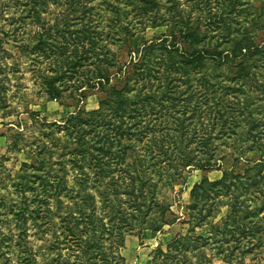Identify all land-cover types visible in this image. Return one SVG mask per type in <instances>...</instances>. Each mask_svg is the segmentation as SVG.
<instances>
[{
  "label": "rangeland",
  "instance_id": "rangeland-1",
  "mask_svg": "<svg viewBox=\"0 0 264 264\" xmlns=\"http://www.w3.org/2000/svg\"><path fill=\"white\" fill-rule=\"evenodd\" d=\"M0 264H264V0H0Z\"/></svg>",
  "mask_w": 264,
  "mask_h": 264
},
{
  "label": "crops",
  "instance_id": "crops-1",
  "mask_svg": "<svg viewBox=\"0 0 264 264\" xmlns=\"http://www.w3.org/2000/svg\"><path fill=\"white\" fill-rule=\"evenodd\" d=\"M154 234L155 233H150V232L143 233L141 240L145 239V240L150 241L151 243H154L156 241V237L154 236ZM136 241H139V239H137ZM132 243H134V242H132ZM155 246H156V244H155ZM128 247L131 248V245H129Z\"/></svg>",
  "mask_w": 264,
  "mask_h": 264
},
{
  "label": "trees",
  "instance_id": "trees-1",
  "mask_svg": "<svg viewBox=\"0 0 264 264\" xmlns=\"http://www.w3.org/2000/svg\"><path fill=\"white\" fill-rule=\"evenodd\" d=\"M151 232L155 233L156 231H151Z\"/></svg>",
  "mask_w": 264,
  "mask_h": 264
}]
</instances>
